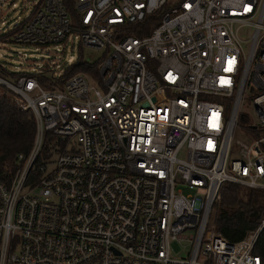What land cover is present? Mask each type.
Wrapping results in <instances>:
<instances>
[{
	"label": "built area",
	"instance_id": "obj_1",
	"mask_svg": "<svg viewBox=\"0 0 264 264\" xmlns=\"http://www.w3.org/2000/svg\"><path fill=\"white\" fill-rule=\"evenodd\" d=\"M31 2L9 43L78 37L105 57L97 79L62 89L0 77L36 125L0 179V264H263L252 249L264 230V0H72L76 24L63 0ZM167 4L149 35L128 34ZM226 183L257 212L238 243L210 220Z\"/></svg>",
	"mask_w": 264,
	"mask_h": 264
},
{
	"label": "trees",
	"instance_id": "obj_2",
	"mask_svg": "<svg viewBox=\"0 0 264 264\" xmlns=\"http://www.w3.org/2000/svg\"><path fill=\"white\" fill-rule=\"evenodd\" d=\"M72 23H77V14L73 7L72 0H63ZM169 9V4L161 11L146 18L142 23L136 24L128 34L136 37L149 35L155 26L160 22L161 16ZM8 33L3 36H10ZM1 37V36H0ZM79 52L74 63L65 66L63 74L55 79H51L43 74H30L27 72H11L0 63V77L11 82H15L20 77H35L38 84L44 88L56 87L62 89L63 82L77 74H89L94 79L98 77L99 67L103 61L98 60L89 63L82 55L79 44ZM45 71H48L46 66ZM36 131L35 118L30 110L21 111L11 101L9 96L0 91V179L9 181L15 175L19 164V155L27 156L34 140ZM51 136L47 135V142ZM48 145L43 148V155L48 152ZM221 199L215 206L211 214V222L217 231L229 243L240 242L245 234L252 229V223L248 219L247 196L243 187L233 183H226L221 187ZM252 253L259 256L264 264V230H262L254 243Z\"/></svg>",
	"mask_w": 264,
	"mask_h": 264
},
{
	"label": "rangeland",
	"instance_id": "obj_3",
	"mask_svg": "<svg viewBox=\"0 0 264 264\" xmlns=\"http://www.w3.org/2000/svg\"><path fill=\"white\" fill-rule=\"evenodd\" d=\"M11 1L13 5L11 3H5L0 6V63L11 72H27L33 74L42 71L47 77L61 76L65 66L74 63L77 59L80 50L79 38L74 39L72 43L69 42L65 47L51 46L40 48L9 43V37L3 35L16 30L31 15L34 8L31 0ZM240 36L246 40L250 37V31L242 30L240 31ZM82 55L89 63H94L105 57V51L84 48L82 49ZM45 65L49 67L50 71L44 70ZM248 111L252 115V111L250 109ZM234 138L239 141H244L242 133H235ZM232 159L233 157L230 158V160ZM253 206L250 205L247 211L249 217L255 220L257 212H252ZM184 245L173 243V256L187 258L189 247H184Z\"/></svg>",
	"mask_w": 264,
	"mask_h": 264
}]
</instances>
